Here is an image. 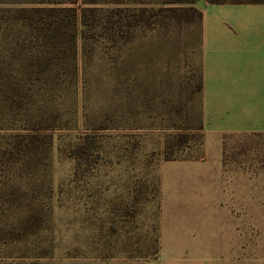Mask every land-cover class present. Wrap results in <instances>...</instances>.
I'll use <instances>...</instances> for the list:
<instances>
[{"label":"rangeland","instance_id":"rangeland-1","mask_svg":"<svg viewBox=\"0 0 264 264\" xmlns=\"http://www.w3.org/2000/svg\"><path fill=\"white\" fill-rule=\"evenodd\" d=\"M76 2L74 44L0 29V264H264V132L208 108L206 0Z\"/></svg>","mask_w":264,"mask_h":264},{"label":"crops","instance_id":"crops-1","mask_svg":"<svg viewBox=\"0 0 264 264\" xmlns=\"http://www.w3.org/2000/svg\"><path fill=\"white\" fill-rule=\"evenodd\" d=\"M201 12L203 78L210 112L213 101L231 100L237 131L264 132V108L251 106L264 99V4L205 2ZM219 104L220 112L226 113ZM244 108L246 112H241Z\"/></svg>","mask_w":264,"mask_h":264},{"label":"trees","instance_id":"trees-1","mask_svg":"<svg viewBox=\"0 0 264 264\" xmlns=\"http://www.w3.org/2000/svg\"><path fill=\"white\" fill-rule=\"evenodd\" d=\"M206 2L210 5L245 3L264 4V0H206ZM63 3L74 5L77 2L76 0H0V29H4L1 34H3L5 30L6 33L8 32V29L11 30L15 23H20L21 25H24L25 28H28L32 25V22L33 24L35 22L36 24H39L47 17V21L42 26V33L45 32L50 39H56L59 35L65 34L63 30L69 26L74 44L76 43L78 35L76 28L77 10L75 7L57 6ZM34 4L44 6H31ZM173 10L176 9L173 8ZM192 12L202 20L201 11L192 9ZM180 139L183 141L182 138ZM40 141L41 137L39 134L29 133L20 137L15 142L12 141L13 144L11 146L18 148L21 143H24L26 147L32 148L33 146L35 147L38 145ZM9 147L5 146L2 153L6 154Z\"/></svg>","mask_w":264,"mask_h":264}]
</instances>
